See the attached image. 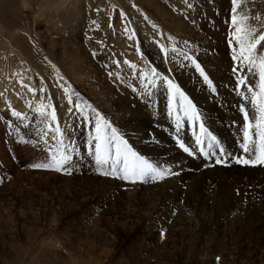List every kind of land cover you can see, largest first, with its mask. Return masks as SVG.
Masks as SVG:
<instances>
[{
    "label": "rangeland",
    "instance_id": "obj_1",
    "mask_svg": "<svg viewBox=\"0 0 264 264\" xmlns=\"http://www.w3.org/2000/svg\"><path fill=\"white\" fill-rule=\"evenodd\" d=\"M151 1L160 8L157 14L154 8L144 5L143 9L155 29L152 31L169 38L164 45L169 50L167 59L172 61L168 71L159 68L163 57H154L140 39L127 40V14L115 15L110 52L102 58L98 47L84 44L86 33L71 40L75 45L79 41L80 48L67 42L50 47L56 31L42 23L41 16L21 13V17L27 14V29L39 34L36 49L41 56L80 54L99 62L96 66L100 67L97 75H89L86 81L81 73L71 75L67 63L60 61L62 56L55 62L45 58L47 66L39 63L37 70L27 63L23 72L26 77L33 75L31 86L45 92L34 95L23 87L15 92L10 87V93L0 96L7 103L0 102V264H264V167L214 165L217 155L190 156L179 147L182 142L191 150L192 143L195 149L190 137L194 131L203 138L206 153L218 152L216 147H206L208 137L213 136L228 152L241 154L244 119L240 107L247 105L250 113L253 109L233 91L237 76L232 72L234 62L226 39L230 0H191L192 8L180 0ZM241 4L244 13L259 15L264 22V0H241ZM176 22L192 28L195 36L188 38L190 30L185 31L187 35L174 36L171 31ZM249 23L259 28L254 19ZM134 35L141 36L137 31ZM185 54L191 60L185 59ZM143 56L149 58L145 61L149 69L139 61ZM113 59L120 62L119 67ZM125 60L135 69L123 64ZM9 62L21 68L23 59L11 51L10 37L0 31V69ZM153 68L158 76L151 75ZM216 69L230 82L217 76ZM137 73L149 74L155 87ZM247 74L253 84L258 83V70ZM164 77L192 103L193 92L215 98V106L210 105L204 113L199 110L201 121L186 119L177 132L179 138L173 123L177 127V118L182 121L185 114L179 95L171 97ZM1 82L4 84L0 77ZM223 86L226 94H220ZM64 88L69 89L67 94ZM13 93L23 107L10 100ZM69 98L82 105L83 116L67 111ZM41 103L56 109L62 130L67 129L73 138L74 143L69 144L76 149L72 174L32 169L31 164L44 161L46 152L18 142L21 137L36 139L35 128L44 127L33 110ZM93 110L138 156L153 165L170 166L179 175L143 184L100 175L90 155L93 145L88 143L94 136ZM11 111H19L26 119L21 122L11 117ZM110 154H115V149H110ZM33 213L39 215L33 217Z\"/></svg>",
    "mask_w": 264,
    "mask_h": 264
},
{
    "label": "snow or ice",
    "instance_id": "obj_2",
    "mask_svg": "<svg viewBox=\"0 0 264 264\" xmlns=\"http://www.w3.org/2000/svg\"><path fill=\"white\" fill-rule=\"evenodd\" d=\"M187 6L192 8L191 0H186ZM230 21L228 22L229 33L227 36V43L231 49V60L234 62L232 72L238 78L235 82L233 91H236L243 100L248 101L253 111L250 113L247 105L240 107V112L243 113L244 125L242 142L239 147L242 150L240 155L228 152L223 147L219 146L215 137L209 136V143L206 145L208 148L217 147V153H206L200 149L199 155L209 158L212 155H217L219 158L214 159V165L228 167L231 165H239L244 167H264V22L261 21L259 15L250 17L243 12L241 0H230ZM135 7V5H133ZM124 14L121 13V16ZM254 19L259 24L257 26L249 23ZM155 27V26H154ZM135 34V33H134ZM133 34V35H134ZM132 37L129 36V39ZM99 43V41H98ZM160 51L168 55V49L160 45ZM175 52L176 49L171 50ZM137 52L140 53L141 49L138 47ZM94 56L95 52L92 53ZM185 59L191 60V57L185 54ZM195 63V61H192ZM113 64L116 67L120 66L118 60L113 59ZM123 64L128 65L130 68L135 69V65L130 64L127 60ZM107 67V65H106ZM196 68L200 69V65L196 64ZM258 70V83L253 84L248 77H244V72H253ZM109 75H113L109 72ZM141 79H148L149 84L155 87V81L151 79L147 73H137ZM152 76H158L156 69L151 71ZM201 75L205 81L209 80L208 75L201 71ZM62 79V78H61ZM119 79V74L116 75ZM168 90L173 99L179 95L180 108L184 111L185 116L189 120L201 121L203 114L197 111L196 106L188 100L185 94L167 77H164ZM21 87L27 89L29 93L37 94L38 92H45L44 88H34L27 85L23 79L17 81ZM243 86V90H242ZM147 87V85H145ZM258 89V90H257ZM69 92L68 88H64V93ZM3 94H0L2 96ZM46 99H48L46 97ZM69 107L67 111L71 114L74 111L81 116L84 115V108L79 103H74L71 98L68 100ZM31 107V105H30ZM51 108V111L47 109ZM39 116V124L44 127H36V139L20 138L19 143L25 145L31 144L33 147L38 148L42 152H46L44 161L31 164L30 167L34 170H48L57 173L72 174L75 161L73 152L75 148H70L69 144L74 143L73 138L69 135L67 129H63L58 122L57 111L49 103H41L39 107L33 109ZM95 112V110H93ZM11 117H15L21 122L26 119L19 111H11ZM89 123L91 119L85 117ZM94 136L88 140V143L93 145L90 155L93 157V163L96 166L100 175L109 176L121 181L135 184V183H149L163 181L169 176L179 175L178 172L169 167H161L160 165H153L147 162L142 157L138 156L128 147V141L119 136L112 125L102 117L98 112H95L94 117ZM25 127H29L25 125ZM72 127H76L75 124ZM200 128L203 129L204 125L201 123ZM18 130V129H17ZM179 132V125L177 126ZM67 141V143H66ZM54 142V143H50ZM196 143L198 145L204 144V141L197 137ZM179 147L190 156L197 152L196 149H191L190 146H185L184 143H179ZM110 149H115V154H110ZM3 181L0 180V183ZM219 259V258H217Z\"/></svg>",
    "mask_w": 264,
    "mask_h": 264
},
{
    "label": "bare ground",
    "instance_id": "obj_3",
    "mask_svg": "<svg viewBox=\"0 0 264 264\" xmlns=\"http://www.w3.org/2000/svg\"><path fill=\"white\" fill-rule=\"evenodd\" d=\"M180 1L186 2V0H180ZM133 5H135V7H133ZM144 5L148 8H154L156 10L155 13L157 14L159 7L155 6L154 2H152L151 0H0V31L2 33L7 34L10 37L11 51L14 52L17 56L21 57V59H23V62L21 63L22 64L21 68L15 67L12 62H9L1 67L0 77L4 79L3 82L4 84H2V82L0 83V94L10 93V87L11 89H13V92L19 90L20 88L22 89V87L14 86L12 83H10L11 81L16 84L17 81L21 79H23L24 82H26L25 80L27 79L28 83L26 84L31 86V84L33 83L32 80L33 75L32 77H30V75L29 77H26V73L23 72L26 69L27 66L26 64L29 63L31 68L36 69V66H38L39 63H41V65L42 63H44V66L48 63L47 60H45V58L51 62H55L62 56L60 58V61L63 63H67V65L70 68L71 75L78 77V75H80L81 73L82 78L86 81L88 80L89 75L92 77H94V75H97V69L100 67V66H96V64L99 62H93V59L91 61L88 57L86 58V56H81L80 54L77 55L74 54V56L70 55L69 57L66 58L64 54L56 55L54 53H48L46 57L41 56L36 49L37 47L36 42L39 39V34L37 35V33L35 34L27 29L28 28L26 25L27 14H22L21 17L20 16L21 13H29L31 16L34 15H37L38 17L41 16V18H44L45 20L42 21V23H47L48 26H50L53 30L56 31L55 33L56 39H53V41L49 42L50 47L56 48L58 46H62V45L64 46V44L67 42V45H70L72 47L77 46V48H80L79 41L78 44L76 43L75 45L71 40L72 38H75L77 35H84L86 33L87 37L86 40L84 39V44L92 48L98 47V56H103L102 58L106 56L107 52H110L109 45L113 33L110 36L109 34L111 31V23L114 20L115 15H119L120 17H123L121 16V13H123L124 15L127 14V17L129 16L128 21L130 23V25L127 27V31H128L127 40H130L129 36L132 37L131 39L133 38L140 39L139 43L146 44V46H148L150 50L154 52L153 54L154 57H163L164 62L159 68L166 69L168 71V69H170L172 66V61L170 59H167V56L160 51V45L164 46L166 43H168L169 38L167 36L160 38L159 35L161 32L155 31L154 33V31H152L155 29H153L152 23H150L146 18V14L144 12L145 9ZM116 8H118L119 11H115ZM160 16L161 15H159L158 18ZM156 18L157 15L154 19L156 20ZM32 27H30V30H32ZM186 30L188 31L190 30L189 32L192 33V34L190 33V36H188V38L191 37L192 35L195 36L194 32L192 31L193 30L192 28L188 29V27L184 26L183 23L180 24L179 22H176L171 33L175 34L174 36L179 37V35L180 36L187 35L185 33ZM136 31L140 33L141 35L140 37L133 35ZM147 59H149L147 58V56H143L139 61L140 63L146 65L145 61H147ZM154 65L155 64H153V66ZM215 71L217 76H222L225 79V75L222 72H220L218 69H216ZM243 75L244 77H248L249 79L252 78L250 75L247 74V72H244ZM225 81H226L225 83L230 82L228 78H226ZM233 81L236 82L235 79ZM89 83H90L89 84L90 89H93L92 83L91 82ZM16 85L20 86L19 83H17ZM86 85H88V83ZM224 88L225 87L223 86L222 90L220 91V94L222 93L226 94L227 90L226 88L224 90ZM23 89L24 91H27L26 88L23 87ZM206 92H208V90ZM199 95L198 94L195 95L194 92L193 94H190V98L193 100V103L195 104L197 111L200 110L202 113H204L207 112V109L210 105L215 106L214 97H209L208 94H205L204 96H199ZM14 96L15 93H13L12 97H10V100L12 99L13 100L12 102H16L18 103L19 106L21 105L23 107V105L17 99V96L16 97ZM4 100L5 99L0 100V102L4 105H7L6 101ZM205 117L208 118L209 116H205ZM183 119L184 120L180 121L179 118H177V121L179 123L176 124L177 126L180 124L179 128L180 126L183 127L185 126L186 119L188 118L184 116ZM173 127H175L174 133H176L177 134L176 136H178L179 138V135L177 133V127L174 126V123H173ZM196 137H200L203 140V138L200 135L196 134ZM136 140L137 139H133V141L135 142ZM201 145L204 149V144ZM191 149H192V143H191ZM38 215L39 214L37 213H33V217H37Z\"/></svg>",
    "mask_w": 264,
    "mask_h": 264
}]
</instances>
